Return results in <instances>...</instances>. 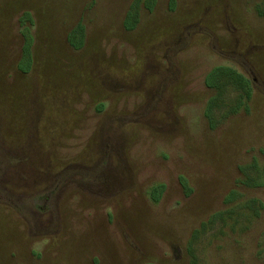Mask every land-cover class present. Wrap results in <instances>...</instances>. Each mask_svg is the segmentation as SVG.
Segmentation results:
<instances>
[{"label":"rangeland","instance_id":"obj_1","mask_svg":"<svg viewBox=\"0 0 264 264\" xmlns=\"http://www.w3.org/2000/svg\"><path fill=\"white\" fill-rule=\"evenodd\" d=\"M0 264H264V0H0Z\"/></svg>","mask_w":264,"mask_h":264},{"label":"trees","instance_id":"obj_2","mask_svg":"<svg viewBox=\"0 0 264 264\" xmlns=\"http://www.w3.org/2000/svg\"><path fill=\"white\" fill-rule=\"evenodd\" d=\"M232 73V71L230 70V69H226V70H223V69H218V70H216L215 71V73H211L210 74V76H209V79H208V82H206L207 83V85L208 86H213V85H216L215 84V81L217 80L216 78H217V76H220L221 74H231ZM234 73V72H233ZM240 77V76H239ZM244 79V78H243ZM245 81V86H249L250 84H249V81L247 82L246 81V79L244 80ZM243 85H244V83H243ZM250 88V87H249ZM160 190H156L153 194H152V198H153V200L154 201H157L158 200V198H159V195H160Z\"/></svg>","mask_w":264,"mask_h":264}]
</instances>
